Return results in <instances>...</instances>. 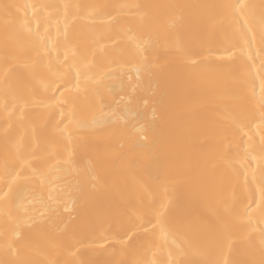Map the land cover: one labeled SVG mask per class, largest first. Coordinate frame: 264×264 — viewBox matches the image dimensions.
Returning a JSON list of instances; mask_svg holds the SVG:
<instances>
[{
  "label": "bare ground",
  "instance_id": "obj_1",
  "mask_svg": "<svg viewBox=\"0 0 264 264\" xmlns=\"http://www.w3.org/2000/svg\"><path fill=\"white\" fill-rule=\"evenodd\" d=\"M264 0H0V264H264Z\"/></svg>",
  "mask_w": 264,
  "mask_h": 264
},
{
  "label": "snow or ice",
  "instance_id": "obj_2",
  "mask_svg": "<svg viewBox=\"0 0 264 264\" xmlns=\"http://www.w3.org/2000/svg\"><path fill=\"white\" fill-rule=\"evenodd\" d=\"M262 41H264V35H262Z\"/></svg>",
  "mask_w": 264,
  "mask_h": 264
}]
</instances>
